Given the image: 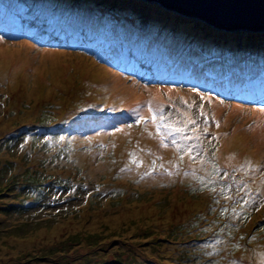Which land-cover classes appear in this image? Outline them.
<instances>
[{
	"label": "rangeland",
	"instance_id": "obj_1",
	"mask_svg": "<svg viewBox=\"0 0 264 264\" xmlns=\"http://www.w3.org/2000/svg\"><path fill=\"white\" fill-rule=\"evenodd\" d=\"M50 1L49 11L64 17L108 19L105 46L117 44L111 31L122 33V22H136L131 33L175 56L205 57L213 70L234 56L233 49L218 52L227 37L211 39L200 19L160 6L139 4L140 13L128 17L111 7L103 15L89 0H62L60 8ZM8 22L2 30H18ZM1 40L0 55L19 51L26 65L47 69L41 84L22 73L15 82L0 77V167L9 166L0 186L11 176L22 186L32 176L43 189L40 200L26 199L20 188L0 193L2 202L19 199L16 210L0 211V264H264V107L127 73L118 78L131 90L126 95L114 82L99 89L113 78L88 68H118L102 63L98 44L75 42L97 57L84 46ZM234 48L238 59L264 53L250 58L249 47ZM109 63L123 65L113 56ZM104 114L109 122L98 120ZM234 134L250 148L228 161L222 144ZM255 150L257 159L248 155ZM50 179L68 189L58 193Z\"/></svg>",
	"mask_w": 264,
	"mask_h": 264
},
{
	"label": "trees",
	"instance_id": "obj_2",
	"mask_svg": "<svg viewBox=\"0 0 264 264\" xmlns=\"http://www.w3.org/2000/svg\"><path fill=\"white\" fill-rule=\"evenodd\" d=\"M6 1H11L13 4H18L21 6V2L18 0H6ZM24 3L23 4H31L33 3L34 6L41 8L42 6H45V8H48L47 4L49 2H51L50 0H23ZM22 1V2H23ZM58 2L55 3V6L57 8H60L61 6H63L60 2L62 0H57ZM43 2V3H42ZM89 3L91 5H98L97 10L99 12L102 11L103 15H106V9L108 8V6L111 7L112 10L115 11H120L121 9L126 10L125 15L124 16H128L130 17L129 14H131V17H135L137 14L140 13V6L137 2L134 1H130V0H89ZM50 6H53V4H51ZM107 6V8H106ZM157 9L158 7L155 6ZM39 8H33L34 11H37L39 13L44 12V14L38 15V17L36 19H38L40 22H45L46 20H44L43 16H45V11H41ZM6 8L3 9V13L6 12L5 10ZM63 9V8H62ZM160 11H165L162 9H158ZM166 12V11H165ZM57 13V12H56ZM148 16V14H146ZM59 17H61L62 19L60 20H56L54 19V22H58V24L62 25L64 27L63 30H61L60 28H57V26H55L56 28V34L64 39H68V40H72L75 38H81L87 41H90V38L92 40H97L99 41V39L102 40H108V35L110 33L109 30V24H108V19L106 18H102L101 20H94L93 18H86V17H80L78 19H75L74 16L69 15L68 18L63 17V15H59ZM5 19L7 18V16L5 15L4 17ZM23 17H21L22 19ZM63 19H66L67 22H64ZM29 22H31V19H28ZM49 21L51 23V26H53V22L52 19L49 18ZM48 21V22H49ZM134 21V20H133ZM136 22H133L131 24H127L122 22V27L123 29L118 28V30H120L122 33H120L119 31H115L117 32V35L120 37V40L118 43L123 44V45H128L129 43H135V44H139L140 48H149L152 50H155L157 52H160L163 56L168 57V58H172V61L175 63H183L184 65L193 68L195 67L196 64H201V61L205 58H199V57H195V56H175L172 55L171 52H169L167 50V48L159 46V41L156 43L154 42H148L149 39L148 38H142L139 35L136 34H132L131 28L133 26V24ZM169 24H172L171 22H167ZM211 33V32H209ZM45 34H49V32H45ZM235 32H231V33H226L224 34L225 36H228L227 39V43L226 44H221L223 45V48L219 49V53L224 56V53L222 52L223 49H226L227 51L229 49H233L232 54L234 55H239L238 54V50L235 49L234 47H236L237 45L235 44L237 42V40L235 39L237 37V35L235 34ZM253 36V35H258V32H251L249 34V36ZM207 36V35H206ZM222 36V35H221ZM233 37V38H232ZM171 39H173L171 37ZM175 40V39H173ZM95 41V42H97ZM100 42V41H99ZM245 43H247V49H244L245 52L250 53L251 55H248V57L253 58V51L255 50H250V48H254V49H258L259 51L261 49H264V38H256L253 37L251 39L247 41H243ZM178 48H180V46H177ZM243 50V48H241ZM242 52V51H241ZM226 55V54H225ZM227 56V55H226ZM210 57V56H209ZM211 59H213L212 57H210ZM242 60L240 61L239 64H236L235 66V70L239 71V72H248V71H256L257 69L264 72V65L261 66L260 65V61L264 62V53H261L260 57L258 59H248L246 60L247 57H241ZM201 60V61H198ZM218 69V68H216ZM178 70V69H177ZM199 77H201L200 74H198ZM210 75V74H208ZM9 169L8 164H5L3 167H0V179L2 177H4L3 172ZM17 180H14V177L11 176L6 184L1 187L0 186V193H2L3 196H10V195H15L16 191L18 190V188L21 189V195L23 197H25L26 199L31 198V196H36L34 199L40 200L41 197L43 196V189L41 188V186H38V183H36V179L34 177H29L27 181L22 182V186H17ZM50 184H52L53 186H55L56 188L60 189L58 190V193H63L64 191H66L68 189L67 187L64 186H60L59 182H55L53 179H50ZM1 184V183H0ZM224 186V185H222ZM221 187V186H219ZM225 187V186H224ZM229 188V187H226ZM6 191V192H5ZM233 194V193H232ZM1 198V196H0ZM15 200L10 201V202H2L0 201V211L1 212H8L11 209H17V204L19 203V199L17 198V196L13 197ZM264 224V217L260 220H258V225H263ZM106 259V258H105ZM108 262V261H106ZM108 264V263H107Z\"/></svg>",
	"mask_w": 264,
	"mask_h": 264
},
{
	"label": "water",
	"instance_id": "obj_3",
	"mask_svg": "<svg viewBox=\"0 0 264 264\" xmlns=\"http://www.w3.org/2000/svg\"><path fill=\"white\" fill-rule=\"evenodd\" d=\"M159 4L177 15H193L224 30H264V0H130Z\"/></svg>",
	"mask_w": 264,
	"mask_h": 264
},
{
	"label": "bare ground",
	"instance_id": "obj_4",
	"mask_svg": "<svg viewBox=\"0 0 264 264\" xmlns=\"http://www.w3.org/2000/svg\"><path fill=\"white\" fill-rule=\"evenodd\" d=\"M0 43H7L6 40H1ZM13 45H8L6 47L7 50H10L9 48L12 47ZM54 55L57 54V56L62 55L61 52H53ZM27 61L23 58L22 54L19 51H14L11 52V54L9 53L8 55H0V77L2 78V76L4 78H6L9 82H14L18 76V74L22 73L24 79H27V76H29L35 83L37 84H41L44 82V78L42 77V71L44 69L47 68H43L42 70H38V67H31L28 66V64L26 65ZM65 66H59L57 68V70H61L63 69ZM89 71L91 72V74H95V75H104L106 80H107V75H110V79L113 78V80H109L108 82H105V80L103 82H101V85L98 86L99 89L105 88V87H111L113 82L115 83L114 86L117 87V91H121L122 93H124V95L127 94V90L131 92V90L129 88H126V83L125 81H119L118 78H123V76L117 72V75L114 73H111L110 71L106 70L108 69L105 66H98L96 67V65H92L89 68ZM52 71V69L50 70V72ZM263 72V70L261 71ZM58 78V76H57ZM226 81L228 82L229 80L226 79ZM26 82V81H25ZM89 82V81H87ZM91 83V82H89ZM19 84V83H18ZM23 85V84H22ZM24 86V85H23ZM34 86H36V84H34ZM117 93V92H115ZM115 95V94H114ZM116 96V95H115ZM118 97V96H116ZM261 141V138L258 140ZM222 142V141H221ZM224 144H222V146L224 145V150H223V156L225 157V159H227L228 161H232L234 158V161H238L239 157H243L246 155V153L244 152L246 149L250 148L247 147L245 142H244V138L242 135L240 134H234L233 137L231 138H224L223 140ZM221 146V149H222ZM253 148H255L257 151H259V146L256 144V146H254ZM232 150V151H231ZM256 150L252 153V152H248L249 156L251 155L254 159H257V157L259 156L256 153ZM222 151V150H221ZM252 153V154H251Z\"/></svg>",
	"mask_w": 264,
	"mask_h": 264
},
{
	"label": "clouds",
	"instance_id": "obj_5",
	"mask_svg": "<svg viewBox=\"0 0 264 264\" xmlns=\"http://www.w3.org/2000/svg\"><path fill=\"white\" fill-rule=\"evenodd\" d=\"M18 1H20L22 4H23V2L21 1V0H18ZM152 5H154V6H160L161 8H162V10H165V11H167L168 9H166V8H164L163 6H161V5H159V4H152ZM107 7V6H106ZM108 7H110V6H108ZM43 11H45L46 12V10L44 9ZM168 11H170V10H168ZM47 12H49V10H47ZM171 12V11H170ZM42 13V12H41ZM69 16V15H68ZM67 16V17H68ZM179 16H183V17H189V18H193L194 19V16L193 15H179ZM63 17H64V15H63ZM67 17H65V18H67ZM199 20V19H198ZM199 21H201L202 23L204 22L205 24H207L205 21H203V20H199ZM208 26H209V30H208V33H207V36L209 37V38H211L212 39V37L213 38H217L218 36H224V37H228V36H225L224 34H226V33H231V32H235V34L237 35V37L235 38L236 40L238 39V37L240 36V35H243V33H245V32H249L247 29H245V30H235V31H232V30H224V29H218V28H215V27H213V26H210L209 24H207ZM114 30H112L111 32H113ZM251 31V30H250ZM256 31H264V30H256ZM209 32H211V33H209ZM251 32H253V31H251ZM133 34V33H132ZM234 34V35H235ZM137 35V34H136ZM246 37H252V35L251 36H249V35H247ZM253 37H256V38H264V34H260V33H258V35H253ZM229 38V37H228ZM233 38V37H232ZM244 41V40H243ZM242 41V42H243ZM236 45H237V42L235 43ZM166 48V47H165ZM176 49L177 50H179L180 48H178L177 46H176ZM167 50L170 52V49H168L167 48ZM207 60H209V61H211L210 59H208L207 58ZM198 61H201V60H198ZM202 63H206L203 67H202V64H200V66H199V64H196L195 66L196 67H198V68H206L205 69V72L206 73H208V74H210L211 75V77H210V79L208 80V82H207V84L206 85H209V87H213L214 85H215V83L214 82H218V83H220L221 81H222V79H224L225 77H222L220 74H219V72H221V71H219L218 69H215V70H213V67H210L209 66V64L206 62V61H201ZM181 66V68L180 69H178L177 71H176V73H175V75H174V78H181V79H188L187 77H185V75L188 73V72H190L191 70H192V68H190V67H188V66H186V65H184L183 63H179ZM221 66V65H220ZM217 67H219V65H216L215 66V68H217ZM181 70V71H180ZM178 73H181V75L180 74H178ZM189 76V75H188ZM202 79V78H201ZM235 79H237V76L235 77ZM174 80V79H173ZM204 83V82H203ZM158 86L159 85H164V84H157ZM200 85V84H199ZM236 93H238L237 92V90H236V87H234V88H232V90L229 92V94H227L226 92H219V93H209L210 95H215V96H217V98H223V99H225V100H227L228 99V95H230L232 98L234 97V95L236 94ZM218 94H224V95H226V97L225 96H220V95H218Z\"/></svg>",
	"mask_w": 264,
	"mask_h": 264
}]
</instances>
